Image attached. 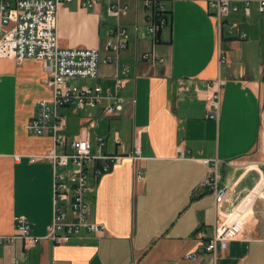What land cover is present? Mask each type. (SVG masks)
<instances>
[{
  "label": "crops",
  "instance_id": "0c3cea01",
  "mask_svg": "<svg viewBox=\"0 0 264 264\" xmlns=\"http://www.w3.org/2000/svg\"><path fill=\"white\" fill-rule=\"evenodd\" d=\"M88 1L60 6L57 42L61 48L97 49L99 75L68 84L106 89L118 75L126 105L116 116L76 105L62 112L68 138H90L99 154L96 139L102 136L104 153L126 156L91 180L89 220L106 229L63 244L44 239L33 248L18 239L0 247V264H264V184L251 207L244 205L264 179L259 0H248V15L244 0H230L241 9L222 18L213 14V0H154L169 10L157 39L143 37L152 0ZM114 1L128 4V12L111 16ZM118 23L127 28L128 48L109 61V32ZM153 50L166 61L143 59ZM44 66L36 58L0 60V236L14 235L20 217L30 221L32 234L44 236L53 218L54 167L44 156L65 147L26 128L37 103L53 98ZM214 80L222 86L212 88ZM216 90L219 119L207 118ZM136 145L140 155L134 157ZM215 170L220 187L229 186L228 201L218 202L205 185ZM236 219L244 220V232L227 249L208 252L217 228Z\"/></svg>",
  "mask_w": 264,
  "mask_h": 264
},
{
  "label": "built area",
  "instance_id": "2783aa9c",
  "mask_svg": "<svg viewBox=\"0 0 264 264\" xmlns=\"http://www.w3.org/2000/svg\"><path fill=\"white\" fill-rule=\"evenodd\" d=\"M72 0H0V60L3 58L22 62L27 58H36L45 62L47 78L46 86L53 91L51 100L37 103V115L27 123V130L35 135H52L55 144H63L65 151L59 153L52 149L44 157L54 167L53 182V218L44 236L32 234L31 223L26 217L17 219L16 233L12 236H0V247L23 240L30 248L37 246L44 239L58 244L70 242L77 236L86 233H99L106 229L102 223L89 220V195L93 191L91 180L99 179L116 164L126 158L124 155L104 153L105 138L97 137L99 154L92 152V142L88 137L70 139L65 134L67 116L62 110L70 105L77 108H103L107 116L123 113L126 105L120 90L122 77L116 75L113 87L104 89L100 85L72 86L70 79H96L99 75L100 54L95 48H61L57 42V22L60 6ZM250 2L244 0L242 8L250 14ZM259 10L264 13V0H259ZM95 1H88L93 6ZM150 14L144 38L157 39L166 24L164 3L148 1ZM213 14L222 18L230 13L238 12L241 6L230 0L211 1ZM129 5L114 1L108 7V13L114 17L126 14ZM230 28V26H229ZM109 35L112 40L108 49L118 60L120 53L128 48L129 35L127 28L118 23ZM246 36L245 32L240 38ZM143 59L153 65L166 61L155 50L143 54ZM127 68L124 69V72ZM214 89L222 86L220 80L210 83ZM220 93L214 91L209 100L207 118L219 119ZM140 155L136 145L135 155ZM36 159L33 158L32 161ZM59 168H68L61 172ZM205 185L212 189L218 202L228 201L231 197L229 186L220 187L217 170L207 177ZM243 219H236L217 228L215 236L206 245L208 252L216 253L218 248L225 250L231 240L244 232Z\"/></svg>",
  "mask_w": 264,
  "mask_h": 264
},
{
  "label": "bare ground",
  "instance_id": "6f19581e",
  "mask_svg": "<svg viewBox=\"0 0 264 264\" xmlns=\"http://www.w3.org/2000/svg\"><path fill=\"white\" fill-rule=\"evenodd\" d=\"M264 184V179L262 180V182L260 183V186L253 192V194L246 200L244 205H248L249 207H251L253 200L255 198L256 195H258L261 191V187Z\"/></svg>",
  "mask_w": 264,
  "mask_h": 264
},
{
  "label": "rangeland",
  "instance_id": "374dc122",
  "mask_svg": "<svg viewBox=\"0 0 264 264\" xmlns=\"http://www.w3.org/2000/svg\"><path fill=\"white\" fill-rule=\"evenodd\" d=\"M81 85V84H80ZM84 116H86V114L84 115ZM262 131L264 132V111H263V125H262ZM99 132V127H98V129H91V133L92 134H94V133H98ZM262 140H264V133H262V135H261V139H260V141L262 142ZM261 142H260V144H261ZM260 144H259V147H260Z\"/></svg>",
  "mask_w": 264,
  "mask_h": 264
},
{
  "label": "trees",
  "instance_id": "16d2710c",
  "mask_svg": "<svg viewBox=\"0 0 264 264\" xmlns=\"http://www.w3.org/2000/svg\"><path fill=\"white\" fill-rule=\"evenodd\" d=\"M168 12H169V10H166V11L164 12V17L166 18V22H167V20H168V18H167V17H168V14H169Z\"/></svg>",
  "mask_w": 264,
  "mask_h": 264
}]
</instances>
